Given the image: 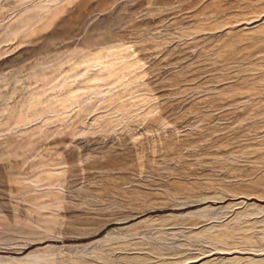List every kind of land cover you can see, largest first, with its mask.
<instances>
[{
    "label": "rangeland",
    "instance_id": "1",
    "mask_svg": "<svg viewBox=\"0 0 264 264\" xmlns=\"http://www.w3.org/2000/svg\"><path fill=\"white\" fill-rule=\"evenodd\" d=\"M0 264H264V0H0Z\"/></svg>",
    "mask_w": 264,
    "mask_h": 264
}]
</instances>
